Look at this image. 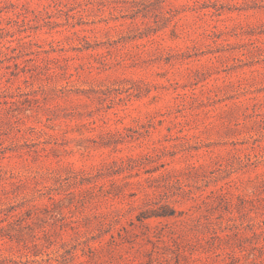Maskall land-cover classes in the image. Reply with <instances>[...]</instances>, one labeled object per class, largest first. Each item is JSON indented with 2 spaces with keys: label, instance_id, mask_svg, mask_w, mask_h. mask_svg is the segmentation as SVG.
Instances as JSON below:
<instances>
[{
  "label": "rangeland",
  "instance_id": "rangeland-1",
  "mask_svg": "<svg viewBox=\"0 0 264 264\" xmlns=\"http://www.w3.org/2000/svg\"><path fill=\"white\" fill-rule=\"evenodd\" d=\"M0 264H264V0H0Z\"/></svg>",
  "mask_w": 264,
  "mask_h": 264
}]
</instances>
